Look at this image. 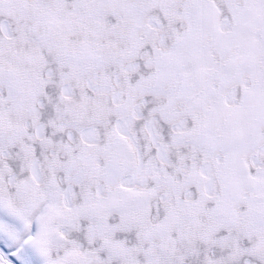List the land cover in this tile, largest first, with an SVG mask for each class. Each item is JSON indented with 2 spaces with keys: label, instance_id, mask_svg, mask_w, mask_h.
Returning <instances> with one entry per match:
<instances>
[{
  "label": "snow or ice",
  "instance_id": "6c2138e0",
  "mask_svg": "<svg viewBox=\"0 0 264 264\" xmlns=\"http://www.w3.org/2000/svg\"><path fill=\"white\" fill-rule=\"evenodd\" d=\"M0 264H264V0H0Z\"/></svg>",
  "mask_w": 264,
  "mask_h": 264
}]
</instances>
